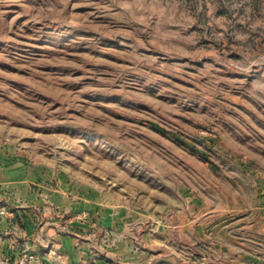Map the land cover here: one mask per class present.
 I'll return each mask as SVG.
<instances>
[{
	"label": "rangeland",
	"instance_id": "obj_1",
	"mask_svg": "<svg viewBox=\"0 0 264 264\" xmlns=\"http://www.w3.org/2000/svg\"><path fill=\"white\" fill-rule=\"evenodd\" d=\"M0 264H264V0H0Z\"/></svg>",
	"mask_w": 264,
	"mask_h": 264
}]
</instances>
